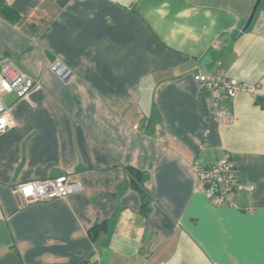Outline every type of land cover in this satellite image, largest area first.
Segmentation results:
<instances>
[{
	"label": "crops",
	"instance_id": "crops-1",
	"mask_svg": "<svg viewBox=\"0 0 264 264\" xmlns=\"http://www.w3.org/2000/svg\"><path fill=\"white\" fill-rule=\"evenodd\" d=\"M256 2L0 0V60L40 81L25 99L5 95L0 264H264V0L246 28ZM56 62L73 70L68 83ZM199 69L255 91L201 90ZM226 157L252 187L237 208L195 192V167ZM62 175L83 190L30 204L14 193Z\"/></svg>",
	"mask_w": 264,
	"mask_h": 264
},
{
	"label": "built area",
	"instance_id": "built-area-1",
	"mask_svg": "<svg viewBox=\"0 0 264 264\" xmlns=\"http://www.w3.org/2000/svg\"><path fill=\"white\" fill-rule=\"evenodd\" d=\"M52 71L65 83L74 76L73 70L62 62L51 66ZM201 90H212L232 99L241 90L254 92L249 87L234 79L220 74L206 73L199 69L194 75ZM40 85V81L21 71L13 59L6 56L0 60V132L13 124L9 107L5 102V95L13 93L18 99H25ZM224 123L234 119L231 110L221 112ZM195 192L205 194L215 207L237 208L236 197L239 192L251 190L249 185L238 181V171L234 163L226 157L223 161L211 166L195 167ZM83 190L80 181L62 175L46 181H29L19 184L14 193L23 204L50 201L55 198H67ZM87 264V263H84Z\"/></svg>",
	"mask_w": 264,
	"mask_h": 264
},
{
	"label": "water",
	"instance_id": "water-1",
	"mask_svg": "<svg viewBox=\"0 0 264 264\" xmlns=\"http://www.w3.org/2000/svg\"><path fill=\"white\" fill-rule=\"evenodd\" d=\"M68 1L69 0H57L58 4L60 6H64ZM260 4H261V0H257L256 4L254 6V9H253L252 15L250 16V18H249V20L247 22L246 28H248L251 25V23H252V21L254 19V15L256 14Z\"/></svg>",
	"mask_w": 264,
	"mask_h": 264
},
{
	"label": "trees",
	"instance_id": "trees-1",
	"mask_svg": "<svg viewBox=\"0 0 264 264\" xmlns=\"http://www.w3.org/2000/svg\"><path fill=\"white\" fill-rule=\"evenodd\" d=\"M260 101V99H259ZM157 119H154L153 121V125H155ZM131 175L133 176L134 179H139L140 180V173L137 170H134L132 168L129 169ZM138 182V181H136ZM138 190H140V192L143 194L144 200L147 202L148 197L147 194L145 193V191L143 190V188L141 187V185H139V187L137 186Z\"/></svg>",
	"mask_w": 264,
	"mask_h": 264
}]
</instances>
